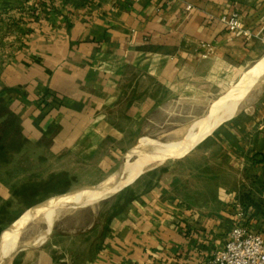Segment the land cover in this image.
I'll return each instance as SVG.
<instances>
[{
    "label": "crops",
    "instance_id": "0c3cea01",
    "mask_svg": "<svg viewBox=\"0 0 264 264\" xmlns=\"http://www.w3.org/2000/svg\"><path fill=\"white\" fill-rule=\"evenodd\" d=\"M234 13L249 38L222 23ZM263 57L264 0H0V125L10 115L20 139L0 161L19 165L0 179V216L97 185L165 97L219 63ZM257 80L231 118L118 197L105 225L53 231L7 264H212L235 221L264 237V72Z\"/></svg>",
    "mask_w": 264,
    "mask_h": 264
},
{
    "label": "rangeland",
    "instance_id": "374dc122",
    "mask_svg": "<svg viewBox=\"0 0 264 264\" xmlns=\"http://www.w3.org/2000/svg\"><path fill=\"white\" fill-rule=\"evenodd\" d=\"M261 60L255 63L253 66V61L242 62L236 66L219 63V65L214 68L213 72L206 75L203 79L197 80L191 89L178 90L173 93L172 96L165 97L164 105L153 116L152 122L148 123L146 129V136L141 138L136 145H140L143 142L149 140L168 141L184 137L183 135L188 132L189 128L192 126L193 123L213 113L219 107V104L221 102L228 99L233 92V86H236L240 78L244 77L247 73L251 72V70L258 66ZM201 71L202 69H199L196 72L201 73ZM203 135H200L198 137H201ZM186 153L173 154L164 163L169 161L170 158L180 157L181 155L183 156ZM10 156V153H7L6 157L10 158ZM128 159L129 152L124 154V156L120 160L118 167L121 165V163L126 162ZM160 165L151 166L144 173L140 174L141 176L139 175L131 179L123 186L124 188L119 189L118 191L103 193L99 201L93 203V205L91 206L86 205L85 207L75 208L73 210H67L63 212L58 217L57 221H54V224L52 225L48 235H50L53 231L59 232L60 229L65 232H69L77 228L82 229L93 222H95L98 226H101L103 224L105 225L110 216L120 208V204L117 202L116 199H118V197H122L124 193H128L129 189L134 187V185H136L138 181H140V179L148 177V175L153 178L154 171H156L153 169ZM17 167H19V165L16 164H9L7 166H4L0 171V179L3 182H9L11 180V176L18 173ZM117 168L115 169V171L117 170ZM97 185L84 186L80 188L76 187L78 189H72L74 191L70 190L67 194L49 198L46 201L27 210L22 216L17 218L14 217L15 213L22 214L24 211V205L15 204L13 205L12 210L3 209V216H0V229L2 228L6 230L3 233V239L0 244L2 245L5 240L10 238V236L15 233L16 226L19 221L25 218L33 211H35L36 209H38V206L41 207L42 204H45L46 202H49L51 200L66 199L81 195L86 190L93 188ZM2 223L3 225L1 226ZM35 228L37 230V233L35 231ZM45 228L46 227L43 224L38 226L34 225L32 222L27 224V226L24 228L18 238L17 250L13 253V255L17 251H19V249L48 236L45 235L41 238V234L44 232ZM28 230H32L33 232H29ZM30 234H32L31 236L33 237H31ZM34 234L35 236H37L35 237ZM60 236L66 238L68 235L61 234ZM9 260L10 258L5 259L1 264H7Z\"/></svg>",
    "mask_w": 264,
    "mask_h": 264
},
{
    "label": "bare ground",
    "instance_id": "6f19581e",
    "mask_svg": "<svg viewBox=\"0 0 264 264\" xmlns=\"http://www.w3.org/2000/svg\"><path fill=\"white\" fill-rule=\"evenodd\" d=\"M263 72L264 58L258 66L238 81L228 99L221 102L219 107L213 113L193 123L188 132L185 135H183L184 133L182 134L184 137L168 141L149 140L140 145L134 146L129 150V159L127 161L125 160L126 162L121 163L115 172L110 174L97 186L90 188L81 195L75 197L51 200L20 220L16 226L15 233L5 240L0 247V264L5 259L11 258L13 253L17 250L18 238L30 222L36 226L43 224L46 227L41 234V238L48 235L54 221H57L58 217L63 212L85 207L86 205H93V203L99 201L103 193L118 191L127 182L144 173L151 166L163 163L184 143L212 131L222 122L231 118L235 114L241 100L245 98V95L251 87H253L254 83ZM36 228L35 231L37 233ZM29 232L33 231L30 230ZM31 235L32 234H30V236Z\"/></svg>",
    "mask_w": 264,
    "mask_h": 264
},
{
    "label": "built area",
    "instance_id": "2783aa9c",
    "mask_svg": "<svg viewBox=\"0 0 264 264\" xmlns=\"http://www.w3.org/2000/svg\"><path fill=\"white\" fill-rule=\"evenodd\" d=\"M221 21L230 33L246 38L251 36L238 14L222 17ZM211 263L264 264V237L235 221L223 249L213 254Z\"/></svg>",
    "mask_w": 264,
    "mask_h": 264
},
{
    "label": "trees",
    "instance_id": "16d2710c",
    "mask_svg": "<svg viewBox=\"0 0 264 264\" xmlns=\"http://www.w3.org/2000/svg\"><path fill=\"white\" fill-rule=\"evenodd\" d=\"M17 126L8 115L6 122L0 125V161L4 160L8 152L15 145L20 144V139L15 136Z\"/></svg>",
    "mask_w": 264,
    "mask_h": 264
}]
</instances>
